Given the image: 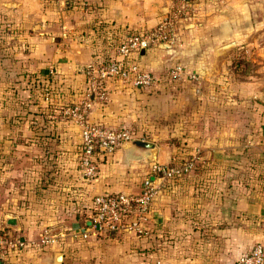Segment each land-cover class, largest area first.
<instances>
[{
	"label": "crops",
	"instance_id": "crops-1",
	"mask_svg": "<svg viewBox=\"0 0 264 264\" xmlns=\"http://www.w3.org/2000/svg\"><path fill=\"white\" fill-rule=\"evenodd\" d=\"M170 1L75 0L58 8L45 0H0V23L6 21L25 33L9 37L10 43H0V56L4 57H0V102H5L0 112V236L31 237L44 225L61 231L71 226L70 232H61L70 239L58 240L53 247H43L41 251L39 247L7 250L0 264H51L52 248L75 249L73 239L82 246L79 256L83 264H154L156 255L150 246L155 234L173 228L182 235L188 223L180 217L173 221L164 192L148 216V234L121 229L98 237L75 238L74 228L82 219L71 218L74 207L67 197L71 185L82 186L89 194L136 193L141 188L139 168L145 162L146 171L156 162L168 166L171 147L161 144L151 163L148 159L152 157L146 159L141 152L128 147L124 151L116 148L110 153H96L95 156L103 157L106 169L99 166V157L96 177L87 184L82 182L78 162L74 161L80 152L78 126L64 114V119L57 121L55 112L47 108L48 102L76 98L85 85L81 70L106 53L112 55L113 48L103 45L104 38H126L155 28ZM195 8L194 17L177 24L179 45L171 49L151 46L131 53L127 61L157 75L175 66L167 68L169 64L184 63L196 78L181 77L143 90L114 80L109 84L108 101L93 109L89 121L107 128L142 124L138 129L145 131L143 123L151 113H173L176 106L179 112V106H190L195 120H206V130L191 127L192 139L209 155L241 148L245 135L251 136L248 143L252 149L263 150L264 0H196ZM230 44L246 50L253 61V73L243 79L234 76L231 49L218 47ZM37 71L51 75V86L55 88L51 98L49 95L35 100L38 104L34 103L36 96L29 95L26 80L15 76L16 72ZM181 80L190 88L174 96L170 91ZM11 99L16 102L13 113L8 111ZM12 114H17L16 124L10 122ZM45 116L46 125L26 124L28 117L39 122ZM113 154L115 158L110 159ZM123 165L137 167L136 173L131 170L128 174L121 169ZM164 181L167 180L156 184L160 186ZM74 197L83 199L81 192L76 196L74 192ZM249 198L238 191H227L219 200L204 202L210 213L197 227L205 228L206 236L195 234L199 242L189 253L187 264H239V257L254 237L251 213L264 214V196L255 195L254 198H260L255 202ZM256 242L264 245V241ZM176 254L180 257L181 249H176ZM70 262L66 258L64 264ZM175 264L184 263L176 260Z\"/></svg>",
	"mask_w": 264,
	"mask_h": 264
},
{
	"label": "rangeland",
	"instance_id": "rangeland-1",
	"mask_svg": "<svg viewBox=\"0 0 264 264\" xmlns=\"http://www.w3.org/2000/svg\"><path fill=\"white\" fill-rule=\"evenodd\" d=\"M45 1L48 4L55 3L56 7L58 6V8H65L66 2L72 4V1L74 2L75 0ZM7 41L8 43H10V39H7L6 42ZM6 42H2L1 45L5 44ZM177 45H179V43L175 42V44L170 46L157 47L171 49L172 47H176ZM218 47H220V49L222 50L231 49V53L229 54L230 65L233 69L235 77L243 79L245 76L253 73V61L249 60V55L246 50L241 51L238 46L234 47L233 44H230V46L219 45ZM0 57L2 59L4 58L2 56ZM7 57L11 58L10 56ZM110 57L111 56L109 55V53H106V55L102 56L98 60H106ZM176 64H169L167 65V68L172 67ZM178 64L183 65L184 63ZM77 72L78 71L76 70V73ZM175 84L176 88L170 91L172 94H174V96L178 93H181L183 90L190 88L189 84L183 80L178 81ZM223 91L224 89H222V94ZM4 103L5 102H0V112L1 108L4 107ZM15 109L16 102L10 101L8 105V111L13 113ZM176 109L177 106L173 108V113H151L148 120L143 123L145 131L138 129V126H141L142 124H137V126L126 125L124 127H120V129L125 128L129 129L132 132L133 139L131 141L138 140L154 145L153 148L141 150L142 157L146 159L149 156L152 157L148 159V163L153 162L155 154L156 152H158L159 146L164 143L169 144L171 147L169 156L170 160L168 162L169 164H180V162H187L190 161L193 156H196L194 159L193 168L190 171L184 172L182 176L176 177L175 179L164 181L158 187V192L153 201L152 208L158 204L159 200H161L163 193L167 192L166 199L167 203L170 206L173 221H175L177 217H180L185 221V223L188 224L183 229L182 235H178L176 230H174L173 228H169L164 232H158L155 234L154 240L152 241L153 246H150L151 250L155 251L156 255L154 258V264H167V262L168 264H175L176 260H183V263L187 264L186 260H189V253H191L193 249H196V243L199 242L195 234L197 235L198 233L201 236L204 234V232H206L204 231L205 228L202 229L201 226L200 228L197 227V223H202L203 220H206V215L210 213L204 206V202L219 200L227 191L232 193L236 191L241 192L246 197L249 196V199L253 202L260 200V198H254L255 195L264 196V149H252L248 143L251 136L245 135L243 143H241L240 146L241 148H236L233 150L231 149L228 151L219 150L215 154L209 155L207 153L208 151L204 150L202 146H196L194 142L195 140L192 139V133L190 131L191 127H193L195 130H197L198 128H203L206 130V120H195L193 118V113L190 112V110H192V107L190 106H179V112L176 111ZM12 115L13 118L10 119V122H12V124H16V117H14L15 114ZM57 116V121L59 119H64L63 114ZM27 122L29 123V118L27 119ZM41 122L42 125L47 124L46 116L40 119L39 123ZM162 127H164V129L166 128V130L163 129V132L160 131ZM131 141L127 143H130ZM127 143L118 146L117 149H123V151L127 150ZM261 144L263 145L264 143ZM102 154L104 153L102 152ZM102 158L103 157H100L99 166L101 167V169H106V166L104 165L105 163L103 164L104 160ZM111 158H115V155H111L110 159ZM125 158L127 161L129 159V156ZM74 161H76V163H79V157L74 158ZM241 161L245 162L243 164H240ZM145 165H142L139 168L140 170L137 174L139 178L138 184H142L141 181L149 175V169L146 171V168L148 166L147 162H145ZM112 169L113 168H110L109 170ZM121 169L127 171L128 174L132 170L135 174V170H137V167L133 168L131 167V165H123ZM79 173L81 180L83 181V179L85 178L82 177L81 172ZM72 213L75 212L73 211ZM251 215L253 219L251 220V224L253 226L251 233L254 235V237H252V243L249 246L245 247V251H248L256 241H264V229H262L264 228V214L251 213ZM69 228L61 231V228L58 229L44 225L37 234H34L35 236H31L32 238L28 234L19 235L16 237H21L29 241V244H27L22 249H35L39 247L40 249H38V251H41L44 250L43 247H53L58 240L70 239L69 235L67 236V234H62V237L59 236L54 244L43 245L39 242L37 243V241H39L41 232H43L45 229H49L51 233L61 234V232H70ZM204 235L206 236V234ZM16 237L14 236L13 238ZM31 240H35L36 243L31 242ZM71 242L72 244H76L75 249L70 247L67 251H64L55 250L52 248V257L50 258L52 259L51 264H64L66 258L71 261V264H83V258L79 256L82 246H78L80 243H78L76 239L71 240ZM176 249H181L182 254H180V257L176 254ZM185 250L188 251V254L187 252H185ZM57 254H61L60 261L57 259V257H55L57 256Z\"/></svg>",
	"mask_w": 264,
	"mask_h": 264
},
{
	"label": "built area",
	"instance_id": "built-area-1",
	"mask_svg": "<svg viewBox=\"0 0 264 264\" xmlns=\"http://www.w3.org/2000/svg\"><path fill=\"white\" fill-rule=\"evenodd\" d=\"M196 0H171L162 21L153 29L134 33L115 46L109 59L93 61L82 70L85 85L73 105L62 109L80 131L79 169L82 177L93 179L97 173L95 154L110 153L115 148L133 139L129 129H113L91 124L89 115L93 109L105 104L109 98V84L114 81L128 83L135 89H152L162 82L178 80L181 77L196 78L182 64L170 68L165 74L157 75L142 69L137 63L127 61L131 53H139L151 46H170L177 42V24L183 19L194 17ZM49 92L45 97H49ZM180 167H169L154 163L138 192L113 191L96 194L92 199L94 213L87 215L74 228L73 236L79 239L98 237L124 229L130 233L148 234V216L158 192L157 181L168 180L193 168L194 159ZM61 234L49 229L41 232L39 241L43 245L54 244ZM31 242L36 243L35 240ZM29 241L21 238L0 236V260L7 250L22 249ZM239 264H264V245L254 243L238 259Z\"/></svg>",
	"mask_w": 264,
	"mask_h": 264
},
{
	"label": "trees",
	"instance_id": "trees-1",
	"mask_svg": "<svg viewBox=\"0 0 264 264\" xmlns=\"http://www.w3.org/2000/svg\"><path fill=\"white\" fill-rule=\"evenodd\" d=\"M24 32H18L17 30L12 28V25L6 21H3L0 23V43L2 42H6V40L11 37V36H18V35H24ZM124 40V38H112V39H108L106 40L104 38V40H102L103 45L105 44V47H110V48H115L116 45H118L120 42H122ZM110 55V54H109ZM17 74L15 76L17 77H21L22 79L26 80L27 84H28V90H29V95H34L36 96V99H34V103L38 104V100L40 98L45 99V93L48 91L50 94V98L51 95L54 94L55 92V88L53 86H51V83L54 81V78L49 75L48 73H41V72H16ZM169 81V80H168ZM170 81H174V80H170ZM82 91V90H81ZM81 91L77 92L76 94V98H78L81 94ZM32 93V94H31ZM15 95V93L12 94ZM14 98V97H13ZM76 98L74 99H70L67 102H48V106L47 108H50L53 110V114L57 115H62L64 113H62V109L64 107L73 105L74 102L76 101ZM30 99V98H29ZM11 101L15 102L14 99H11ZM42 106L40 105L39 108H41ZM30 114V113H27ZM41 115L44 113H40ZM39 114V115H40ZM34 115H37L34 113ZM46 115V113L44 114ZM42 115V116H44ZM16 117V114L15 116ZM41 117V116H40ZM29 118V117H28ZM27 118V119H28ZM35 119L34 118H29V126L30 125H42V122L39 123H35ZM81 147V145H80ZM79 147V148H80ZM80 153V152H79ZM98 153V152H97ZM102 154V153H101ZM96 155V154H95ZM99 157H102L101 155H99L98 157L95 156V162L97 163V159ZM186 162H180V164H174V163H170L168 164L169 167H180L183 166ZM79 165V163H78ZM97 165V164H96ZM80 172V169L78 170ZM80 175V173H79ZM179 175H174L171 178H169L168 180H172L175 179L176 177H178ZM182 176V174H181ZM82 182H86L87 184L90 182V180L88 179H83ZM72 189L70 192H68V201L70 202V204L74 207L73 211H78L77 213H73V215H71V218L74 220H78L81 221V219H84L87 215H90L92 213H94V209L92 207V199L96 194H89L86 193L85 190H83L82 186L80 187H76L75 185H71ZM75 190V191H74ZM74 192H75V196L78 195L79 192L82 193V198L83 199H78L76 197H74ZM78 192V193H77ZM66 211H68V208L66 209ZM82 222V221H81ZM256 243H262V242H256ZM1 263V260H0Z\"/></svg>",
	"mask_w": 264,
	"mask_h": 264
},
{
	"label": "water",
	"instance_id": "water-1",
	"mask_svg": "<svg viewBox=\"0 0 264 264\" xmlns=\"http://www.w3.org/2000/svg\"><path fill=\"white\" fill-rule=\"evenodd\" d=\"M126 147L132 148V149H135V150L141 152V150L153 148L154 145L151 143H146L143 141L135 140V141H131L130 143H127ZM55 257H57V259L60 261L61 254H57V256H55Z\"/></svg>",
	"mask_w": 264,
	"mask_h": 264
}]
</instances>
